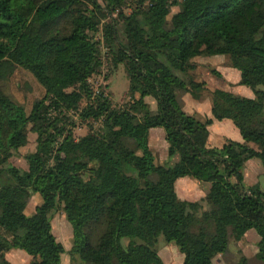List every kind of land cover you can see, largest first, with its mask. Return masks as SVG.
Instances as JSON below:
<instances>
[{
	"label": "trees",
	"instance_id": "obj_1",
	"mask_svg": "<svg viewBox=\"0 0 264 264\" xmlns=\"http://www.w3.org/2000/svg\"><path fill=\"white\" fill-rule=\"evenodd\" d=\"M102 46L125 66L122 104L90 83ZM213 54L229 55L255 95L197 78L193 59ZM18 65L46 93L27 111L0 85V264H12L14 247L31 254L30 264H62L66 248L52 228L60 204L73 228L70 264H165L161 235L184 253L182 264H214L250 228L264 264V189L246 185L243 170L251 157L264 162V0H0V79ZM180 90L207 91L213 115L187 111ZM70 112L94 121L86 134L74 135ZM215 118H231L244 140L210 144ZM30 124L37 144L21 168L9 159L28 142ZM156 126L169 155H179L175 165L156 160ZM183 173L209 183L208 208L178 195ZM34 193L40 201L27 213Z\"/></svg>",
	"mask_w": 264,
	"mask_h": 264
},
{
	"label": "rangeland",
	"instance_id": "obj_2",
	"mask_svg": "<svg viewBox=\"0 0 264 264\" xmlns=\"http://www.w3.org/2000/svg\"><path fill=\"white\" fill-rule=\"evenodd\" d=\"M130 7L126 6L125 10L130 11ZM179 9L178 5L172 6V15ZM102 58L103 64L100 69L91 75L90 83L95 91L104 90L108 94L114 104H122L128 99L127 90L129 87V78L123 63H119L117 66L113 65V62L107 53V48L102 46ZM225 59H230L227 54H213L198 56L193 59L197 65H200V71L211 68L220 67ZM199 71V72H200ZM201 73L196 74L198 78ZM216 76V75H215ZM217 77V76H216ZM207 78V77H205ZM208 79V78H207ZM221 80V79H219ZM217 82V80L215 81ZM218 83V82H217ZM210 85H215L213 81L209 80ZM1 87L10 94L17 102L23 104L27 111H30L33 102L45 96V87L35 78L33 73L28 69L18 65L15 67L12 73H10L6 78L0 79ZM180 99L184 90L179 91ZM208 92L203 91V97L207 98ZM146 99L150 102L152 108H156V101L152 96H146ZM71 115L76 119V124L73 126V133L76 137L86 134L90 130V122L93 120H81L77 117V114L70 112ZM97 124V123H95ZM160 128V127H159ZM163 132L165 135L164 128ZM28 131V142L21 146L14 154L10 157L9 161L21 168L28 167V161L26 154L30 151L35 150L37 144V133L31 129V124L27 126ZM153 138H151L150 146L153 149L157 162L168 163L170 165H175L177 163L175 155H168V140L164 136L155 137L154 131ZM264 181V176H262ZM40 200L39 193H34L27 206L26 212L32 213V209L36 203ZM52 228L53 232L56 234L57 238L63 242V244L71 248L73 240V228L71 222L67 219L66 213L63 205H59L52 215ZM104 229L103 225L97 226V234L101 233ZM97 236L95 237V239ZM126 238L123 239V241ZM240 240V239H239ZM239 240L231 239L228 249L224 252L223 257L226 259L227 264H239L241 258L246 256L248 258L247 264H262L261 260L256 256L257 252V242L254 244L249 239L248 243L245 245H239ZM158 251L165 261V264H182L184 259V253L181 252L178 246L173 242L167 240L164 235L159 237L157 243ZM6 256L12 262V264H30L32 259L31 254H29L25 249L14 247L6 252ZM62 264H70V253L69 249H66L62 254Z\"/></svg>",
	"mask_w": 264,
	"mask_h": 264
},
{
	"label": "crops",
	"instance_id": "obj_3",
	"mask_svg": "<svg viewBox=\"0 0 264 264\" xmlns=\"http://www.w3.org/2000/svg\"><path fill=\"white\" fill-rule=\"evenodd\" d=\"M199 67L200 65H197L195 70V75L201 73L202 75H200L198 78L201 80H206L209 87L211 88L220 87L233 91L237 94L246 95V96L255 95L254 90L250 86L240 83L241 72L238 68L230 65L229 59H225L223 63L220 64V67L206 68L202 71H200L201 69ZM212 68H216L219 71V73H214L212 71ZM205 77H207L208 79ZM209 80L213 81L215 85L213 86L210 85ZM216 80L218 83L215 82ZM181 101L183 107L187 111L191 113H195L201 118L213 115L209 96L207 98L205 97L197 98L194 97L189 91H185L181 95ZM162 128L163 127L161 126H156L150 129V136H149L150 141L151 138H153V134L151 135L153 131L154 133L155 131L157 133L155 134V137L165 136ZM209 131L210 132H209L208 142L212 145H222L228 138H232L240 141L244 140L239 127L234 123V121L231 118H223V119L215 118L213 122L209 125ZM250 144L254 145L255 143L250 142ZM255 146L256 148H260L259 145H255ZM168 155L169 153L167 154V157H170ZM174 157L176 158V161L179 160V155L176 154ZM243 170H244V182L246 185L259 183L260 186L264 189V181L262 179V176H264V162L261 160L260 157L254 156L249 158L245 162ZM175 187L178 195L181 198L189 199V200H199L202 202L204 209L209 207L208 202L205 200L206 193L209 188L208 182L200 181L188 173H183L177 177L175 181ZM36 205L34 206V209H32L31 212L35 210ZM247 239H249L251 242L256 244V242H258V240L260 239V235L258 234L255 228H250L245 232L243 237L239 240V245L247 244L248 243ZM65 248L70 249L66 246ZM223 255L224 252L217 253L213 258V263L227 264V261L223 257Z\"/></svg>",
	"mask_w": 264,
	"mask_h": 264
}]
</instances>
